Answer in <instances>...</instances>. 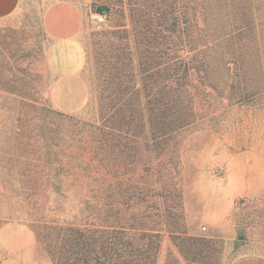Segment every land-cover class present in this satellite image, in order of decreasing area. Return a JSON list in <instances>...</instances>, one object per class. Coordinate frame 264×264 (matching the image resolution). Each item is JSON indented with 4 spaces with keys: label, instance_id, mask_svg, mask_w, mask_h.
<instances>
[{
    "label": "rangeland",
    "instance_id": "obj_1",
    "mask_svg": "<svg viewBox=\"0 0 264 264\" xmlns=\"http://www.w3.org/2000/svg\"><path fill=\"white\" fill-rule=\"evenodd\" d=\"M55 3L74 5L82 16L85 63L73 77L54 73L48 62L44 16ZM99 8L108 11L103 23L96 21ZM158 90L170 92L167 124L176 130L152 152L138 143L134 165L138 174L150 162L149 183L159 175L182 189L177 205L154 197L144 203L181 216L172 224L183 232L170 234L165 220L157 226L155 264H229L240 254L264 255V0H21L0 19V264H81L78 254L62 251L61 235L37 228L30 204L36 219L57 226L89 225L94 215L91 180H77L74 189L65 183L61 193L32 192L14 165L12 171L3 163L29 102L13 92L85 121L99 119L100 105L121 106L128 122L121 144L134 149L139 108ZM42 120L39 113L33 118L35 125ZM115 153L106 152L107 202L116 197ZM124 166L128 176L131 166ZM167 170L170 178L162 176ZM142 208L125 206L126 223Z\"/></svg>",
    "mask_w": 264,
    "mask_h": 264
},
{
    "label": "trees",
    "instance_id": "obj_2",
    "mask_svg": "<svg viewBox=\"0 0 264 264\" xmlns=\"http://www.w3.org/2000/svg\"><path fill=\"white\" fill-rule=\"evenodd\" d=\"M103 9L105 8H99L100 11ZM13 94L22 99L27 98L29 102L24 109L23 117L26 119L21 117L17 119L22 120L15 126L16 130L12 131L13 144L9 152L3 154L5 160L3 163L8 164V169L12 171L11 165H14L16 168L14 172L24 179L23 187L32 192H38L44 187L43 193L47 192V188L55 187L56 191L61 193L65 183L74 189L77 180H91L88 194L94 209L93 222L81 226L48 224L36 219L34 211L38 208L30 204L34 211L29 217L35 218L33 221L37 228L61 235L62 251L75 256L78 254L81 264H155L160 246L157 226L165 220L170 234L182 233L183 230L177 227V223L172 224L179 221L181 216L178 217L170 209L165 212L160 203L144 201L153 197L164 198L177 205L182 198V189L164 185L159 175L155 179L157 184L149 183L147 178L149 171L152 176L154 174L150 162H143L142 168L138 169L144 173L142 176L138 175L139 171L137 174L134 164L140 161L137 157L141 155L138 143L143 140L141 143L143 151L152 152L160 140L175 132L176 129L167 124L173 112L169 99L170 92L155 91L154 101L139 108L138 123L133 124L135 128L130 138L134 139L132 140L134 144L138 139L134 149L128 148L127 144H121L124 134L128 133L125 129L128 122L125 121V113L121 106H111V103L100 105L99 119L85 121L55 111L44 105L37 97H28L21 92ZM38 113L43 119L42 125H35L33 122ZM42 130L44 134L40 133ZM40 138L46 141L48 149L45 152L41 151ZM62 143L66 144L67 149L62 147ZM107 151L116 152L118 159L116 169L113 171L116 180L113 192L116 197L112 202H107L106 196ZM124 152L128 154V159L124 158L121 161L119 156ZM156 157L157 155L154 159ZM73 161V165H70ZM127 164H130L132 169L128 176L124 166ZM158 172L160 170L156 174ZM162 176L170 178V171L163 172ZM127 180L129 184L124 186ZM141 201L143 208L137 213H132L130 223H126L125 206L137 209ZM161 210L166 213L164 216Z\"/></svg>",
    "mask_w": 264,
    "mask_h": 264
},
{
    "label": "crops",
    "instance_id": "obj_3",
    "mask_svg": "<svg viewBox=\"0 0 264 264\" xmlns=\"http://www.w3.org/2000/svg\"><path fill=\"white\" fill-rule=\"evenodd\" d=\"M21 0H0V19L17 11ZM44 27L51 38L48 62L51 70L63 77L79 74L85 63V51L80 40L83 21L80 11L71 4L55 3L44 16ZM229 264H264V255L245 253L236 256Z\"/></svg>",
    "mask_w": 264,
    "mask_h": 264
},
{
    "label": "built area",
    "instance_id": "obj_4",
    "mask_svg": "<svg viewBox=\"0 0 264 264\" xmlns=\"http://www.w3.org/2000/svg\"><path fill=\"white\" fill-rule=\"evenodd\" d=\"M108 18V11L106 9H103L101 11H99L97 14H96V21L98 23H103L106 21V19Z\"/></svg>",
    "mask_w": 264,
    "mask_h": 264
}]
</instances>
